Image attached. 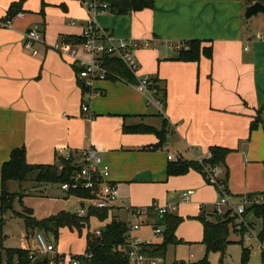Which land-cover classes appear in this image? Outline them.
<instances>
[{
    "label": "crops",
    "instance_id": "crops-1",
    "mask_svg": "<svg viewBox=\"0 0 264 264\" xmlns=\"http://www.w3.org/2000/svg\"><path fill=\"white\" fill-rule=\"evenodd\" d=\"M19 1L0 0V22L10 5ZM255 2L264 5L263 0H154L152 9L127 15L100 12L95 17L97 25L117 39L153 43L136 52L139 71L132 76L133 83L96 81L91 93L82 90L83 81L77 78L73 61L52 50L56 43L66 42L80 58L88 59L80 47L86 9L78 0H26L11 26L0 27V169L15 148H25L30 165L54 164L59 149L77 155L94 150L108 166V181L117 193L118 186L155 180L149 157L164 154L165 144L176 157L188 161L202 159L212 147L230 150L227 163L235 157L241 164L252 162L253 156L263 159L261 130L249 128L264 104V15L243 19L246 7ZM34 25L44 40L36 56L23 48V33ZM193 40L212 47L211 59L178 61V52L167 48ZM140 76L155 82V99L165 91L163 108L147 104L136 91ZM83 100L88 103L85 114L81 112ZM139 125L166 131L159 151L152 150L159 142L155 134L123 132L125 126ZM259 128L264 132V123ZM141 172L149 173L148 182L134 180ZM180 197L176 199L181 201ZM118 200L117 205H128ZM77 201L80 208H87L88 202ZM164 206L174 211L173 204ZM112 215L126 219L120 208ZM207 216L215 219L213 213ZM246 218L255 221L252 214ZM101 228L97 223L95 230ZM176 236L180 239L177 231ZM5 238L0 235V247L11 249L4 247ZM27 240L34 243L30 234Z\"/></svg>",
    "mask_w": 264,
    "mask_h": 264
},
{
    "label": "trees",
    "instance_id": "trees-1",
    "mask_svg": "<svg viewBox=\"0 0 264 264\" xmlns=\"http://www.w3.org/2000/svg\"><path fill=\"white\" fill-rule=\"evenodd\" d=\"M26 0L10 5L6 12L3 21L13 20L18 14L22 13V6ZM81 4L85 1L91 0H78ZM97 2L106 3L108 11L115 15H127L133 12H138L144 9H152L154 0H95ZM71 38H66L65 41H70ZM205 41L193 40L184 43L188 46L187 51L178 52L176 60L183 62H198L202 57L211 59L212 47L209 45L205 47ZM102 66L110 72L120 77L126 83H133L132 75L126 68L117 60L103 58ZM75 73H79V68L75 67ZM155 82L151 80L152 90L156 95L158 90L154 85ZM84 91L85 89L82 88ZM165 91L163 90L161 98L162 108L165 106ZM264 123V104L257 110L256 116L250 124V131L255 130L260 124ZM125 133H153L159 142L152 147V150H158L165 142L166 131H156L146 126H133L123 127ZM211 158L201 159L202 164L212 163L224 166L223 181L227 189L228 169L225 165V158L230 150L221 147H212L209 149ZM81 165L78 162V155L71 152L68 158L56 157V161L52 165H30L26 161V151L24 147L15 148L11 151L9 158L4 162L0 169V214H5L13 208V194L8 191V184L10 182L22 185L24 183L36 184H54L59 187L64 184H72V179L80 169ZM196 170L201 174V165L197 161H188L179 158L174 162L167 163L166 175L181 176L188 173L189 170ZM202 175V174H201ZM67 196H72L81 200H89L93 196L87 190L77 188L74 191L65 192ZM22 197V196H20ZM119 209V208H117ZM114 210V209H113ZM113 210L97 209L89 206L86 214L83 217H78L75 213L61 212L57 215H52L47 218L37 220L31 214H17L18 218L22 220L24 229L38 230L44 233L50 241H57L58 234L61 229H68L70 231H77L79 234L83 230L86 232L85 236V256H73L78 258L80 264H128L126 256L119 252V247L125 244L126 241V224L125 221L118 219L112 215ZM122 210V209H120ZM252 214V217L263 218L264 208L253 207L247 211V215ZM204 211L196 217L202 226V241L205 246L206 252H221L226 244L229 232V224L231 220L225 216L221 217L220 221L215 219L209 220ZM96 220L104 230H100V234L96 235L94 232L89 231L90 220ZM149 220L154 224L153 226L163 227L162 242L159 244H144L142 250L150 257L165 256L166 249L169 245L177 246L182 243L181 239L176 236V231L183 219L175 214L167 213L163 216H156L152 212L149 215ZM2 224L0 220V234L2 231ZM258 239L262 236L258 235ZM48 240V241H49ZM49 241V242H50ZM1 248V247H0ZM249 251L244 249L242 252V264H247ZM56 260V257L54 258ZM6 260L8 264H30L28 253L20 248L13 249H0V263ZM33 264H49V257L37 256ZM173 264H187L185 262H174ZM197 264H209L205 257Z\"/></svg>",
    "mask_w": 264,
    "mask_h": 264
},
{
    "label": "rangeland",
    "instance_id": "rangeland-1",
    "mask_svg": "<svg viewBox=\"0 0 264 264\" xmlns=\"http://www.w3.org/2000/svg\"><path fill=\"white\" fill-rule=\"evenodd\" d=\"M81 6L83 5L81 4ZM259 127H257L261 130V148L259 150L264 154V132ZM163 152L164 154L157 153L155 154L156 156L149 157L152 159L151 167L156 172L155 180L153 179L151 182L140 186H118L116 195L133 208L150 207L154 203L159 207L167 204L174 205V211H170V213L183 219L177 229L182 243L177 246L169 245L167 247L164 256L165 264H173L174 262L197 264L205 257L209 264H242V252L244 249L249 251L247 264H263L259 240H264V217L256 218L252 223L246 219L247 228L245 227L242 231H238L236 228L237 221L226 215L225 217L231 220L227 238L229 243L225 245L221 252H206L205 246L201 243L203 238L202 226L196 217L201 211H204L206 215L213 213L219 196L214 186L208 184L196 170L191 169L185 175L168 177L166 175L167 154L172 155V157L176 156L169 144L164 145ZM262 157L253 156L254 160L252 162L243 164L239 162V159H236L237 157L230 163L225 161L229 171L227 186L231 198L264 194V158L261 159ZM246 167H248V170ZM189 190H193L195 193L190 202L184 203L176 199L177 195L180 196ZM8 191L15 193L12 195L14 199L13 208L5 214H0V220L4 224L0 235L6 237L4 239V247L6 248H15L18 245L17 238L23 231L22 220L18 218L17 214L29 213L35 219L41 220L61 212L78 213L80 209L77 199L67 196L60 190L58 185L29 182L19 185L18 183L10 182ZM172 193L175 195L174 197H171ZM88 204L86 203V205ZM120 219L126 220L124 215H121ZM209 219L212 221L214 218ZM97 223L94 219L90 220V232L95 231ZM153 224L150 223L143 229L140 228L141 231H137L138 235L140 234V237L142 235L141 238L144 235L142 240H146L148 243H161L162 237L152 234ZM251 230L254 235L247 240L244 235ZM26 232L30 235L40 234L47 241L49 240L44 233L38 230L29 229ZM23 234L26 235L25 231H23ZM259 234L262 236L260 239H258ZM85 236V230L79 234L75 230L63 229L59 231L56 242L49 241L54 243L55 250L58 253L64 254L63 264H69L72 255L80 256L84 254Z\"/></svg>",
    "mask_w": 264,
    "mask_h": 264
},
{
    "label": "built area",
    "instance_id": "built-area-1",
    "mask_svg": "<svg viewBox=\"0 0 264 264\" xmlns=\"http://www.w3.org/2000/svg\"><path fill=\"white\" fill-rule=\"evenodd\" d=\"M87 11L88 18L82 25V32L80 35V47L82 52L88 56V59L80 58L77 54L76 48L70 43L59 42L56 43L52 50L56 51L60 55L68 56L73 65L79 68L77 78L83 81V88L88 92L93 91V84L96 81H103L107 79L121 80L108 69L102 66V59L109 58L119 61L126 70L135 76L139 71V63L136 59V52L143 49H148L152 46V41L147 39H117L110 32L102 30L96 23L95 17L103 11L108 9L106 3L97 2L95 0L85 1L82 3ZM18 14L17 16H20ZM16 16V17H17ZM11 19L0 22V27H10ZM71 25H75V22H71ZM262 39V37H260ZM44 45L43 34L37 25L32 26L23 33V48L30 52L31 55L36 56L38 54L37 46ZM171 50L187 51L188 46L186 44L169 45L167 47ZM248 48H245L247 50ZM136 91L146 100L147 104L160 107L161 102L154 98V91L152 90L151 79L148 76H140L135 84ZM92 93V92H91ZM87 101L81 102V112H88ZM71 152L67 150L59 149L57 156L68 158ZM204 159H210V152L207 153ZM179 157L167 156L168 162H174ZM78 162L81 167L72 179V184H64L60 186L62 192L74 191L77 188L87 190L93 196L88 202V206H93L97 209L113 210L120 208L126 213V241L125 244L119 247V252L123 253L128 264H165V258L162 256L150 257L143 250L142 245L148 244L142 241L136 232L145 225L148 224L149 215L152 212L156 216H163L170 211H173L172 207L162 206L159 207L156 204H152L150 207L133 208L124 202L118 204V198L116 195L115 185L108 181L109 168L106 166L98 153L94 150H88L78 155ZM201 165V174L206 182L214 186L219 199L214 206L213 216H228L237 221L236 228L238 231H242L247 228V211L253 207L264 208V194L258 195H246L238 198H231L228 190L226 189L223 181L224 168L221 165L204 163L201 159L197 160ZM193 190H189L183 193L180 197L181 201L187 203L194 195ZM87 208H80L77 213L78 217H83L86 214ZM96 235L100 234V230L95 231ZM154 236H163V229L160 226H154L152 229ZM253 231H249L246 235L248 240L252 237ZM28 233L22 235L18 239L19 248L28 253L30 264H33L37 256L49 257V264H63L64 255H57L55 251L54 243L47 241L40 234H33V244L27 240ZM261 258L264 264V240L260 241ZM51 256V257H50ZM80 256L86 255L82 254ZM56 257V260L54 259ZM0 264H8L6 260H3ZM14 264H18L17 261ZM69 264H80L78 258H73Z\"/></svg>",
    "mask_w": 264,
    "mask_h": 264
},
{
    "label": "water",
    "instance_id": "water-1",
    "mask_svg": "<svg viewBox=\"0 0 264 264\" xmlns=\"http://www.w3.org/2000/svg\"><path fill=\"white\" fill-rule=\"evenodd\" d=\"M258 14L264 15V5L260 2H255L252 5L246 7L243 19L246 21L250 18L257 16ZM134 180L136 182H138V181L148 182L150 180L149 173L148 172H141L140 174L135 176ZM215 220L220 221L221 217L215 216ZM162 229H164V228L162 227ZM100 230H104V228H101Z\"/></svg>",
    "mask_w": 264,
    "mask_h": 264
}]
</instances>
